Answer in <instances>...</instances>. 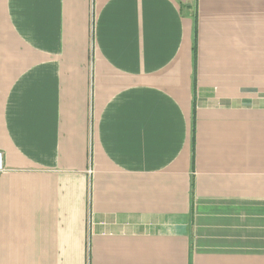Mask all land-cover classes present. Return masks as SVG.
<instances>
[{
  "label": "crops",
  "instance_id": "1",
  "mask_svg": "<svg viewBox=\"0 0 264 264\" xmlns=\"http://www.w3.org/2000/svg\"><path fill=\"white\" fill-rule=\"evenodd\" d=\"M0 151V264H264V0H0Z\"/></svg>",
  "mask_w": 264,
  "mask_h": 264
},
{
  "label": "built area",
  "instance_id": "2",
  "mask_svg": "<svg viewBox=\"0 0 264 264\" xmlns=\"http://www.w3.org/2000/svg\"><path fill=\"white\" fill-rule=\"evenodd\" d=\"M5 170L4 165H3V157H2V153L0 151V173L3 172ZM89 172H91V170H89Z\"/></svg>",
  "mask_w": 264,
  "mask_h": 264
}]
</instances>
